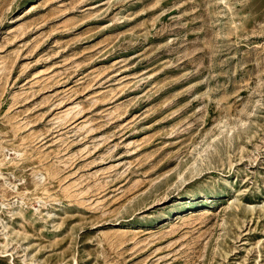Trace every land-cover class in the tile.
I'll list each match as a JSON object with an SVG mask.
<instances>
[{
	"label": "rangeland",
	"instance_id": "374dc122",
	"mask_svg": "<svg viewBox=\"0 0 264 264\" xmlns=\"http://www.w3.org/2000/svg\"><path fill=\"white\" fill-rule=\"evenodd\" d=\"M0 264H264V0H0Z\"/></svg>",
	"mask_w": 264,
	"mask_h": 264
}]
</instances>
